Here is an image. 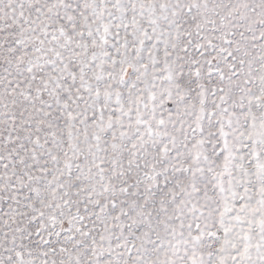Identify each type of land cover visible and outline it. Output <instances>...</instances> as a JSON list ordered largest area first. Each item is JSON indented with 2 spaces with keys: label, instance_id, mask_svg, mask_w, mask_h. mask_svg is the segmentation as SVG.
Here are the masks:
<instances>
[{
  "label": "snow or ice",
  "instance_id": "obj_1",
  "mask_svg": "<svg viewBox=\"0 0 264 264\" xmlns=\"http://www.w3.org/2000/svg\"><path fill=\"white\" fill-rule=\"evenodd\" d=\"M0 264H264V0H0Z\"/></svg>",
  "mask_w": 264,
  "mask_h": 264
}]
</instances>
